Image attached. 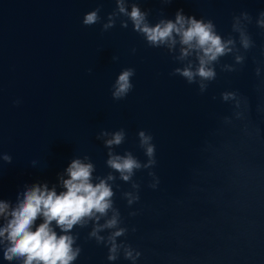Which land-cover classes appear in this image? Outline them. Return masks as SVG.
<instances>
[{
  "label": "water",
  "instance_id": "1",
  "mask_svg": "<svg viewBox=\"0 0 264 264\" xmlns=\"http://www.w3.org/2000/svg\"><path fill=\"white\" fill-rule=\"evenodd\" d=\"M131 2L149 12L153 25L183 9L237 41L233 17L248 12L255 46L237 71H222L234 64L232 55L222 57L216 79L201 93L171 75L181 65L166 49L148 46L130 22L122 28L117 20L106 32L102 24L83 25L98 7L106 22L115 0H0V153L12 157L11 164L0 160V199L15 203L34 183L58 185V175L85 155L94 176L107 175L108 149L96 139L102 129L123 128L126 139L115 151L144 162L143 130L156 146L151 170L158 187H149L148 170L137 171L140 199L128 206L122 193L132 190L130 183L113 185L114 206L128 228L118 240L141 252L136 264H264V111L258 110L264 108V29L255 23L264 0H130L129 10ZM125 68L135 70L134 87L114 100L112 85ZM226 91L247 101L246 120L222 100ZM90 231L91 224L73 230L82 249L74 264H132L122 254L108 261V249L89 239ZM0 264L18 262L5 261L0 251Z\"/></svg>",
  "mask_w": 264,
  "mask_h": 264
},
{
  "label": "clouds",
  "instance_id": "2",
  "mask_svg": "<svg viewBox=\"0 0 264 264\" xmlns=\"http://www.w3.org/2000/svg\"><path fill=\"white\" fill-rule=\"evenodd\" d=\"M129 2L115 0L116 8L108 14L106 22L102 23L99 15L101 9L98 7L86 13L82 23L85 26L102 24L101 30L106 32L115 27L117 20L122 28H127L130 22L133 31L142 36L148 46L166 49L181 65L174 68L171 75L182 77L188 84H197L201 93L216 79V66L222 57H234V64L221 66L222 71L234 72L237 71L236 66L243 65L246 59L243 53L255 46L247 30V25L253 22L248 12L233 17L232 32L238 34L237 41V37L231 34L227 38L218 34L212 20L185 15L183 9L176 11L174 19L161 18L153 25L148 19V11L141 10L137 2H131L129 10ZM161 2L168 4L172 0ZM255 23L264 29V11L259 13ZM132 51L134 53L136 49ZM113 60H118V57L114 56ZM88 71L91 73L92 69ZM255 74L261 76L260 66L256 67ZM134 75L133 68H125L119 73L112 85L114 100H122L132 91ZM221 98L234 103L237 120L247 119V101L238 93L226 91L221 93ZM15 103L18 105L20 101ZM258 110L264 111V108ZM96 139L103 141L108 149L106 166L110 171L107 175L94 176L95 165L85 155L74 158L64 173L58 175V185L49 187L46 182L34 183L17 193L15 203L0 199V251L5 261H16L18 264H74L82 249L77 244L78 234H74L73 230L91 224L88 238L108 249V261H116L122 254L126 260L136 264L141 252L118 240L126 235L128 228L122 226L121 213L114 206L113 185L117 179L130 183L132 190L122 193L128 206L140 199V185L133 180L137 171L148 170V175L152 177L149 187L156 189L160 181L151 170L157 163L156 146L151 134L143 130L138 132L139 147L147 158L141 162L131 151L123 154L115 151L126 139L123 128L117 131L102 129ZM0 160L12 163L11 155L6 153H0ZM32 163L35 165L36 162ZM136 214L135 211L129 213L130 216ZM37 220L42 222L37 225ZM132 230L135 231V228ZM104 232H107L106 236L101 235Z\"/></svg>",
  "mask_w": 264,
  "mask_h": 264
}]
</instances>
